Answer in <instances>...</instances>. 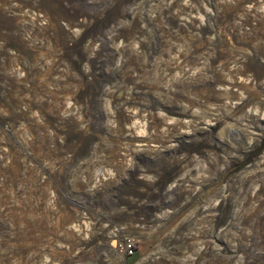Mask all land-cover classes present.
<instances>
[{
  "label": "rangeland",
  "instance_id": "1",
  "mask_svg": "<svg viewBox=\"0 0 264 264\" xmlns=\"http://www.w3.org/2000/svg\"><path fill=\"white\" fill-rule=\"evenodd\" d=\"M0 264H264V0H0Z\"/></svg>",
  "mask_w": 264,
  "mask_h": 264
},
{
  "label": "built area",
  "instance_id": "2",
  "mask_svg": "<svg viewBox=\"0 0 264 264\" xmlns=\"http://www.w3.org/2000/svg\"><path fill=\"white\" fill-rule=\"evenodd\" d=\"M117 250L121 251L126 258H132L136 253L134 243L131 240H125L117 244Z\"/></svg>",
  "mask_w": 264,
  "mask_h": 264
}]
</instances>
